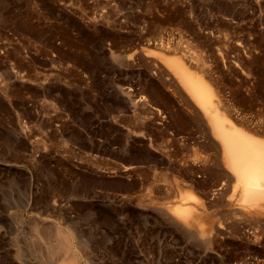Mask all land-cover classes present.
Instances as JSON below:
<instances>
[{
  "label": "rangeland",
  "instance_id": "374dc122",
  "mask_svg": "<svg viewBox=\"0 0 264 264\" xmlns=\"http://www.w3.org/2000/svg\"><path fill=\"white\" fill-rule=\"evenodd\" d=\"M211 9V0H0V264H57L58 232L72 235L79 264H264V239H184L147 223L140 99L158 87L147 83L143 45L161 32L210 53Z\"/></svg>",
  "mask_w": 264,
  "mask_h": 264
},
{
  "label": "bare ground",
  "instance_id": "6f19581e",
  "mask_svg": "<svg viewBox=\"0 0 264 264\" xmlns=\"http://www.w3.org/2000/svg\"><path fill=\"white\" fill-rule=\"evenodd\" d=\"M211 5L210 53L174 46L161 32L143 45L154 75L147 83L158 87L140 99L147 104V223L184 239H264V81L252 70L264 67V28H256L264 26L263 4ZM147 51L159 59L148 61ZM57 234V264H79L72 235Z\"/></svg>",
  "mask_w": 264,
  "mask_h": 264
}]
</instances>
